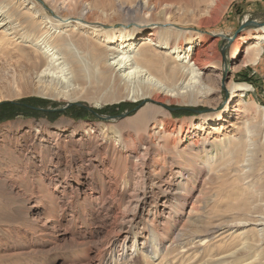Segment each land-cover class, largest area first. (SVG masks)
<instances>
[{
    "label": "bare ground",
    "instance_id": "1",
    "mask_svg": "<svg viewBox=\"0 0 264 264\" xmlns=\"http://www.w3.org/2000/svg\"><path fill=\"white\" fill-rule=\"evenodd\" d=\"M18 3L15 9L12 3L0 0V41L13 45L12 52L23 61H17L18 72L7 71L11 74L9 83L20 84L27 93L65 101L104 98L107 102L196 104L198 99L211 103L209 97L219 90L218 83L211 85L204 79L211 43L203 46L205 40L201 37L186 41L182 38L184 31L170 23L167 15L161 22L145 23L133 31L110 32L84 22L83 9L75 13L73 22L69 17L50 16L36 0ZM146 3L147 0H117L123 16L138 14ZM88 7L106 15L99 8L102 4L91 3ZM215 36H224L226 44L230 41L223 33ZM245 39L241 33L231 44L235 59L241 57L237 59L240 67L257 66L264 51V29H258L250 40ZM243 41L246 42L242 44ZM218 58L225 77L230 62L226 64ZM234 84L232 102L217 114L209 128L213 135L225 133L229 115L238 111L242 117L248 111L240 99L252 88ZM160 115L163 119H159ZM261 116V123L242 127V122L236 123L233 127L237 134L216 138L209 148L210 142L203 137L179 149L176 139L168 137H174L177 131L183 134L181 128L171 126L165 112L151 105L139 110L134 118L116 124L118 142L114 145L108 136L99 142L100 134L92 132L89 125L85 131H63L44 123L26 132H7L0 141V204L10 208L9 221H5L10 234L0 238V264H21L28 257L54 252L68 242L84 246L85 255L61 264H112L116 262L115 255L117 261H123L143 250L151 259L166 245L168 251L158 264H177L183 253L208 248L211 241L197 242L196 238L210 234L219 243L227 244L235 240L234 234L240 229V242L223 252L225 256L218 261L216 257L221 254L215 252L210 256L212 263L207 264H252L256 260H250L261 255L255 252L260 247L264 249V185L254 168L256 149L251 148L252 140L259 143L261 139L264 145V108ZM132 136L135 140H130ZM94 148L110 155L108 161H119L115 174L124 173L121 179L137 175V185L146 177L145 185L151 180L167 202H160L157 194L145 189L139 195L138 191L131 193L121 208L116 204L122 200L118 192L120 180L107 177L105 186L113 188V193L96 203L97 186L91 174L97 168ZM169 158L191 160L193 170L189 169L193 175H185L183 170L187 169L181 168L173 170L172 181L161 179L157 172L163 168L160 161ZM206 170L208 174L201 179ZM214 188L207 196L205 190ZM75 195L88 202L83 204L84 210L75 206ZM218 197L226 199L222 211L225 219L211 208ZM175 198L178 207L173 210ZM172 215L177 218L172 219ZM182 215L186 216L182 224L173 225ZM139 222L146 227L136 229ZM165 222L173 225L168 232L163 227ZM250 232L257 234L258 244L248 238Z\"/></svg>",
    "mask_w": 264,
    "mask_h": 264
},
{
    "label": "rangeland",
    "instance_id": "2",
    "mask_svg": "<svg viewBox=\"0 0 264 264\" xmlns=\"http://www.w3.org/2000/svg\"><path fill=\"white\" fill-rule=\"evenodd\" d=\"M4 1L12 3L15 9H17L18 5L20 4L18 3L20 0ZM220 2V0H147L146 7L141 8L138 14L123 16L119 12L117 0H36L38 6H41L43 11L50 16L69 17L72 18L70 21L73 22L77 17L75 13L83 9L84 22H89L92 25L100 26V28L110 32L123 29L128 32L133 31L137 28L139 29L143 24L145 25V23L154 24L156 22H161L160 20H162V18L166 17L167 15L170 23L184 31L182 33V38L186 41L201 37L203 40H205L203 46L211 43L212 47L208 50V55L211 59L207 64L204 79L211 85L218 83L219 90L209 97L212 100L211 103H206L202 99H198L199 102L196 104H184L179 102L158 103L153 101L150 102L149 100L137 102L133 100L107 102V100L104 98L65 101L44 97L36 93H27L28 91L18 83H9L11 80L9 79L11 78V74L8 75V73H12L16 70L18 72L19 65L17 66V61H23L18 58L16 53L12 52L14 48L13 45H5L3 41H0V107L1 105L7 103H13L15 105L2 106L0 108V141L14 129L26 132L28 130H32L37 125L47 123L52 129H61L63 131H85L88 129L87 126L89 125V127L92 129V132L97 131V134H100L99 142L103 141V137L108 136L109 140L111 137V144L114 145L118 142L116 141V124L134 118L139 110L148 105H151L154 110L159 109L165 112L167 119L172 122L170 123L171 126L177 127L178 130L181 128L180 132H183V134L180 135L177 131L174 137H168L176 139L177 147L179 149H184L188 144H190L191 141L194 142L197 141V139L199 141L203 137H207L208 141L210 142L207 146V148H209L212 144L216 143V138L225 139L231 134H237L238 130L233 127L236 123L239 124V122H242V124L239 125L241 127L247 123H261V115L264 108V51L261 53V57L257 66L250 65L248 67H240V62L238 60H240L241 57H238V60L235 59L231 44H233V41L241 33L245 34V40L247 41L251 39L252 35L255 34L258 29H264V0H224L221 4ZM91 3L102 4V7L99 8L104 9L106 11V15H103L100 11H98V8L91 10L88 7V5ZM166 11H169V13L166 14ZM219 33L225 34L226 37L228 36L227 38H230V41L226 44L224 36H215ZM217 38L219 39L218 41L216 40ZM246 41H243L242 44ZM219 56L224 59V63L227 64L230 62L228 65H231L228 68L229 73L225 77L222 75L221 63L218 58ZM7 71L9 72L7 73ZM211 73L214 74V76H211ZM215 76H220V78ZM233 80L236 84H242L252 88L245 92V98L240 99L241 106L243 105L242 107L244 110L246 111L248 109V111L242 115V117H239L241 116V113L238 111L233 115H229L225 123V127H227L225 133L222 136L213 135L210 133L209 129L211 124L214 122L213 120L217 114H219V112H221L228 104L232 102V89L235 87ZM223 82L225 84L224 87ZM11 94L13 96H10ZM122 104L125 106L123 109H120L119 105ZM28 106L33 108H29ZM113 107H115V109L108 110ZM257 109L260 113L257 111ZM191 110H195L197 112L194 113ZM124 114H127V116L125 118H121L120 116ZM110 117L114 118L110 119ZM162 117L163 115H160L159 119H163ZM92 132L91 134H93ZM130 140H135V136L130 137ZM259 140V143H255L254 140H252L251 142L254 143V145H252L251 148L255 147L256 149L254 168L256 173L260 174L262 183L264 185V145L263 141L261 139ZM103 151L104 150L101 149L96 150L95 148L92 150L93 154L95 155L93 161L97 167L91 171L92 179L96 182L97 186V198L94 200L96 203H102L107 196H110L113 193V188L107 189L105 186L107 183V177L118 178L120 180V188L118 192H121L120 194H122V200L119 202L117 201L116 204H120L121 208L127 204L131 193L138 191L139 195L145 189L148 192L153 191L154 194H157L156 197L160 202H167V199H165V194H163L162 191L159 192L156 187H153L151 180L149 182L147 181L145 185L144 181L146 177L141 178L137 185L135 184L139 181V176L137 175H133L132 177L128 178L125 176L124 180L121 179L124 173L119 171L120 173H118V175L115 174V171L119 169V161L115 162L111 158V160L108 161L107 158L110 155L105 154ZM202 155H204V153ZM133 159L135 160V158ZM160 164L163 166V168L162 170L161 168L158 169L157 172H160L159 177L161 179L165 178L169 181H172L173 170H180L181 168L187 169L183 170L185 175H193V163L191 160H176L169 158L165 161L161 160ZM36 166L39 167L40 163H37ZM208 172V170L203 172L201 179H204ZM20 174L21 173H19V175ZM214 185H212V187H215ZM199 189L200 185L194 190L195 196L198 194ZM215 190V188L213 191L208 189L205 190V192L207 196H211ZM217 191L220 192V190ZM97 192H100V196ZM73 199H75V206L84 210L83 204L87 202L85 201L86 199L84 197H77L76 195ZM176 200V198L173 200L171 206L173 210H176L178 207ZM225 200V198L221 197L217 199V203L211 206L212 209L217 211L218 215H221V219H225L224 214L222 213V211L225 209ZM1 204L0 238L6 237L10 234L9 226H7L9 223L5 222L9 221L8 211L10 208H5L7 206L4 203L3 206H1ZM186 211H188V207H186ZM182 216L180 217L179 223H175L173 225L179 224L178 226H180L184 220V217H186L185 215ZM81 217L83 218V216ZM152 217V215L149 216L150 219ZM171 217L174 219L177 218V215L175 217L172 215ZM168 218L169 217H166L167 220H169ZM162 219L163 220L161 223L163 224L165 219L164 217H162ZM141 224H143V222L136 224L135 228L144 229L146 227V225ZM167 224L168 223L165 222L163 226L166 232H168L169 228L173 226L171 224ZM242 231L243 230L241 229L236 231L234 234L235 240L233 242L232 240H229L227 244H223L222 241L219 243V241L213 239V236H210V234L196 238L195 241L197 242H202L206 239L207 242L211 241L210 243H207V246L209 245L208 248L206 246L199 247L200 249L197 247L188 253H183V256L180 258L177 264L212 263L211 257L215 252V254H221L219 257H216V260L218 261L220 257L222 258L225 256L222 254L223 252L235 247L240 242L241 239L237 234ZM254 233L255 232H250L248 234V238L250 240L252 239L255 244H258L259 237L256 233ZM260 248L261 249H258L255 254L256 256L258 253L261 255L251 259L250 261L254 259L256 260L252 261V264H257L260 261L264 262V249L262 247ZM84 249V246H79L68 242L60 248H56V251L54 252L48 254L41 253L35 255L34 257H28V259H24L21 264H61L62 261L69 263L80 258L81 256H84ZM152 249L153 246L151 245L148 251L151 252ZM197 249L199 250L196 251ZM213 249L214 251H212ZM167 251L168 247L166 245L162 247L159 253L156 254V258L153 257L151 259L145 257L147 253L145 250L136 251L130 257L124 258L123 261H117L118 256L115 255L116 262L112 264H158L159 259L162 258L164 254L167 253ZM197 254L199 255L196 256ZM248 264L251 263L248 262Z\"/></svg>",
    "mask_w": 264,
    "mask_h": 264
},
{
    "label": "trees",
    "instance_id": "3",
    "mask_svg": "<svg viewBox=\"0 0 264 264\" xmlns=\"http://www.w3.org/2000/svg\"><path fill=\"white\" fill-rule=\"evenodd\" d=\"M2 106H15V105H14L13 103H7V104H3V105H1V107H2ZM124 106H125V105H123V104H122V105H119V108H120V109H123ZM1 107H0V108H1ZM113 109H115V107L110 108V109H108V110H113Z\"/></svg>",
    "mask_w": 264,
    "mask_h": 264
},
{
    "label": "water",
    "instance_id": "4",
    "mask_svg": "<svg viewBox=\"0 0 264 264\" xmlns=\"http://www.w3.org/2000/svg\"><path fill=\"white\" fill-rule=\"evenodd\" d=\"M251 24H253V23H251ZM247 26V25H246ZM242 28H244V27H242ZM29 108H33V107H30V106H28ZM192 112H194V113H196L197 111H195V110H191ZM127 116V114H124V115H121L120 117L121 118H125ZM114 117H110V119H113Z\"/></svg>",
    "mask_w": 264,
    "mask_h": 264
}]
</instances>
